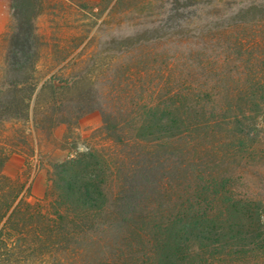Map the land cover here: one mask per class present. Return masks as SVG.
<instances>
[{
    "label": "trees",
    "instance_id": "16d2710c",
    "mask_svg": "<svg viewBox=\"0 0 264 264\" xmlns=\"http://www.w3.org/2000/svg\"><path fill=\"white\" fill-rule=\"evenodd\" d=\"M209 5L172 0L162 8L166 16L156 34L172 33L177 48L184 35L197 42L184 58L186 66L177 52H159L168 60V74L162 76L171 83L165 86L176 89L147 102L135 117L133 111L130 124L101 108L103 132L113 149L139 153L129 158L116 153L118 160L108 162L89 152L58 165L52 176L54 215L9 195L11 182L1 175L7 159L0 158V264H25L47 251L60 263L76 248L89 254L80 247L86 240L102 248L94 264H254L264 259L261 204L244 192L239 176L224 173L216 163V158L244 160L249 144L264 147V17L240 16L246 9L230 17ZM257 6L264 9V1L248 8ZM204 8L206 17L199 14ZM12 19L15 29L0 40V50L8 45L0 119L28 110L41 83L34 21L16 12ZM206 51L214 54L207 57ZM171 61L185 79H176ZM80 110L77 105L71 113ZM40 243L44 250L37 248Z\"/></svg>",
    "mask_w": 264,
    "mask_h": 264
},
{
    "label": "rangeland",
    "instance_id": "374dc122",
    "mask_svg": "<svg viewBox=\"0 0 264 264\" xmlns=\"http://www.w3.org/2000/svg\"><path fill=\"white\" fill-rule=\"evenodd\" d=\"M195 1L207 6L212 2L209 6L215 4L217 11L231 14L230 17L243 9L246 10L240 16L244 18L264 17V9L259 6L254 11L248 8L264 0ZM25 2L0 0V40L15 29L12 19L15 12L34 21L39 48L36 78L41 83L28 110L6 113L0 119V158L7 159L1 175L10 180L6 189L9 188V195L18 196V202L38 206L41 212L54 215L52 206L56 197L52 176L58 165L89 152L100 153L108 162L117 161V154L129 158L134 152H140L133 149L122 153L121 148L113 149L103 132L101 108L111 109L119 114V120L130 124L133 111L135 117L147 102L163 96L169 88L176 89V85L165 86L171 83L168 77L162 76L168 74L165 71L168 60L160 58L159 52L165 49L177 52L176 59L180 58V65L186 66L184 58L197 42L190 41V35H184L177 48L172 33H155L158 22L166 16L162 8H167L172 0ZM206 9L199 11L202 17ZM197 35L206 38L203 34ZM147 41H150L148 47ZM6 46L0 50V86ZM210 54L214 52L206 51L205 56ZM169 64L173 65L176 79H185H181V69L174 61ZM46 82L47 86L41 87ZM77 105L81 110L71 113ZM82 113L85 115L76 121V116ZM249 146L244 160L239 157L221 162L216 158V163H221L224 173L242 179L244 192L261 204L264 219V147ZM105 177L110 176L107 173ZM80 247L90 253L82 254L76 248L59 263L47 251L43 257L25 264H94L99 257L97 253L103 255L102 248L98 249L93 241L86 240ZM37 248L44 250V244L40 243ZM254 264H264V259Z\"/></svg>",
    "mask_w": 264,
    "mask_h": 264
}]
</instances>
